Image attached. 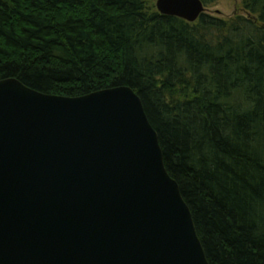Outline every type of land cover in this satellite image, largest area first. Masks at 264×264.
<instances>
[{
    "label": "trees",
    "instance_id": "1",
    "mask_svg": "<svg viewBox=\"0 0 264 264\" xmlns=\"http://www.w3.org/2000/svg\"><path fill=\"white\" fill-rule=\"evenodd\" d=\"M241 8L187 21L150 0H0V79L140 97L209 264H264V0Z\"/></svg>",
    "mask_w": 264,
    "mask_h": 264
},
{
    "label": "water",
    "instance_id": "2",
    "mask_svg": "<svg viewBox=\"0 0 264 264\" xmlns=\"http://www.w3.org/2000/svg\"><path fill=\"white\" fill-rule=\"evenodd\" d=\"M0 264H209L130 86L62 96L0 79Z\"/></svg>",
    "mask_w": 264,
    "mask_h": 264
},
{
    "label": "rangeland",
    "instance_id": "3",
    "mask_svg": "<svg viewBox=\"0 0 264 264\" xmlns=\"http://www.w3.org/2000/svg\"><path fill=\"white\" fill-rule=\"evenodd\" d=\"M154 2L156 0H150ZM205 11L218 16L227 17L236 12H243L241 8V0H217L215 3L207 6Z\"/></svg>",
    "mask_w": 264,
    "mask_h": 264
}]
</instances>
